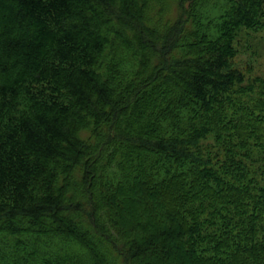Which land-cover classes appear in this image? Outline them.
Returning a JSON list of instances; mask_svg holds the SVG:
<instances>
[{
	"label": "trees",
	"instance_id": "obj_1",
	"mask_svg": "<svg viewBox=\"0 0 264 264\" xmlns=\"http://www.w3.org/2000/svg\"><path fill=\"white\" fill-rule=\"evenodd\" d=\"M262 32L264 0H0V264H264Z\"/></svg>",
	"mask_w": 264,
	"mask_h": 264
},
{
	"label": "rangeland",
	"instance_id": "obj_2",
	"mask_svg": "<svg viewBox=\"0 0 264 264\" xmlns=\"http://www.w3.org/2000/svg\"><path fill=\"white\" fill-rule=\"evenodd\" d=\"M259 37L261 39H256V47L255 51L256 53L251 55L247 51H244L243 49L240 50V61L242 62L243 67L249 68V70L246 71V76L248 80L250 79L251 82L256 80V76H261L262 82H264V32H262ZM264 93V90H263ZM261 97V94H256V96L253 98V100L258 99Z\"/></svg>",
	"mask_w": 264,
	"mask_h": 264
}]
</instances>
